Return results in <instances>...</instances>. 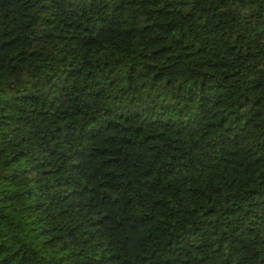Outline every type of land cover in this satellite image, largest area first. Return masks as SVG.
<instances>
[{
	"label": "trees",
	"instance_id": "obj_1",
	"mask_svg": "<svg viewBox=\"0 0 264 264\" xmlns=\"http://www.w3.org/2000/svg\"><path fill=\"white\" fill-rule=\"evenodd\" d=\"M0 264H264V0H0Z\"/></svg>",
	"mask_w": 264,
	"mask_h": 264
}]
</instances>
